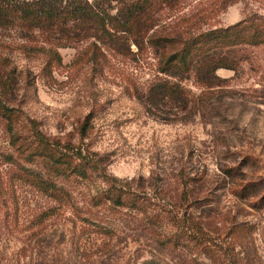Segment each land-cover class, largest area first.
Here are the masks:
<instances>
[{
    "label": "rangeland",
    "instance_id": "1",
    "mask_svg": "<svg viewBox=\"0 0 264 264\" xmlns=\"http://www.w3.org/2000/svg\"><path fill=\"white\" fill-rule=\"evenodd\" d=\"M214 2L183 1L159 14L157 30L183 41L264 17V0L210 12ZM5 23L0 264H264L263 45L241 46L238 71H216L221 83L206 95L192 78L179 82L197 105L188 114L136 98L158 78L176 82L157 72L162 57L150 49L118 55L92 38L57 48L45 69L37 32L20 38L17 22ZM105 188L134 208L100 197ZM227 248L241 253L236 263Z\"/></svg>",
    "mask_w": 264,
    "mask_h": 264
},
{
    "label": "trees",
    "instance_id": "2",
    "mask_svg": "<svg viewBox=\"0 0 264 264\" xmlns=\"http://www.w3.org/2000/svg\"><path fill=\"white\" fill-rule=\"evenodd\" d=\"M183 1L186 0H96L91 5L85 0H0V23L6 24V20L17 22L20 38L35 41L39 36L43 39L44 44L35 50L44 53L45 69L59 59L57 48L79 45L92 38L95 43L91 46L97 47L98 43L118 55H134L130 46H134L137 52L150 49L157 57H162L158 60L157 72L176 82L158 78L146 93L136 95V98L147 110L169 105L178 112L192 114L197 105L189 100L179 82L192 78L204 90L203 95L218 87L221 79L216 71L237 72L245 61L241 46H264V17L251 15L232 27L210 29L182 41L176 33L166 34L157 28L159 14L174 11ZM233 1L215 0L210 12L227 8ZM10 12L15 16L11 17ZM38 136L40 143L45 144L42 146H46L43 137ZM55 172L56 177L74 174ZM87 176V173L80 175L83 179ZM47 180L48 177L42 176L41 183ZM117 190L113 192L111 188H105L99 196L112 205L134 208V199L130 202L128 197L121 203L119 196L124 193L118 194ZM240 194L249 196L251 188L244 186ZM100 197H96L98 202H101ZM210 244L215 250L217 245L213 239ZM249 244L246 241L238 245V250L246 254L244 247ZM216 248L221 251V247ZM230 249H224L223 255L236 263L241 253Z\"/></svg>",
    "mask_w": 264,
    "mask_h": 264
}]
</instances>
